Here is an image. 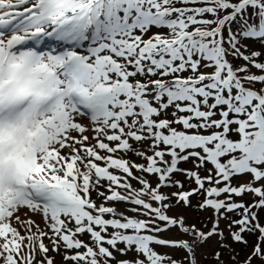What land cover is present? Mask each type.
<instances>
[{
	"label": "snow or ice",
	"instance_id": "snow-or-ice-1",
	"mask_svg": "<svg viewBox=\"0 0 264 264\" xmlns=\"http://www.w3.org/2000/svg\"><path fill=\"white\" fill-rule=\"evenodd\" d=\"M0 264H264V0H0Z\"/></svg>",
	"mask_w": 264,
	"mask_h": 264
}]
</instances>
